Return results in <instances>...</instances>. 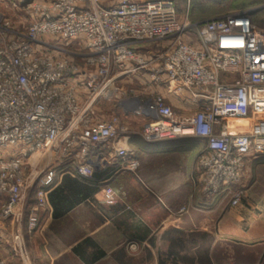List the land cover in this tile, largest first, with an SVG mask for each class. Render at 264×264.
Returning <instances> with one entry per match:
<instances>
[{
	"label": "built area",
	"instance_id": "obj_1",
	"mask_svg": "<svg viewBox=\"0 0 264 264\" xmlns=\"http://www.w3.org/2000/svg\"><path fill=\"white\" fill-rule=\"evenodd\" d=\"M10 8L30 18L26 30L15 28L0 12V195L6 202L0 216L20 220L35 154L57 158L32 184L36 205L27 230L39 226V211L56 182L58 169L72 166L82 178L94 175L96 160L120 137L129 135L123 120L112 117L96 123L90 106L79 102L74 78L80 67L61 56L62 46L82 40L89 51L86 64L94 70L87 87L100 97L121 73L146 70L154 83L166 84L173 94H187L195 111L178 117L161 95L138 100L131 112L149 121L140 135L149 142L180 137L206 141L197 157L202 193L213 200L222 193L238 205L232 189L243 182L246 159L264 155V27L254 21L255 9L239 11L201 24L189 13L179 14L173 0H47ZM196 41H189L191 34ZM47 38H50V42ZM155 44L149 57L135 46ZM255 119L251 130L231 133V120ZM124 149L116 160L123 171L135 173L139 161ZM96 160H95V159ZM122 189L106 186L101 204L114 206ZM183 209L179 212L183 213ZM22 248L20 236L16 237ZM0 264H9L0 257Z\"/></svg>",
	"mask_w": 264,
	"mask_h": 264
},
{
	"label": "crops",
	"instance_id": "obj_2",
	"mask_svg": "<svg viewBox=\"0 0 264 264\" xmlns=\"http://www.w3.org/2000/svg\"><path fill=\"white\" fill-rule=\"evenodd\" d=\"M26 1L6 0L22 8L26 7ZM3 14L12 21L6 12ZM19 17L16 25H21L24 31L30 18L21 9L13 16L15 20ZM134 48L144 57L159 49L155 44ZM63 52L61 56L80 67V75L74 78L80 104L90 106L93 114L100 112V97H93L87 87L94 70L86 64L89 51L85 43L80 39L71 41ZM120 78L139 81L146 94L150 91L148 94L163 96L179 118L195 111L188 103L187 94L175 95L166 84L154 83L149 71L125 74L116 68L111 76L112 85ZM120 118L129 135L114 142L102 158H94L95 173L108 171V180L104 183L100 179L85 181L74 169L59 168L54 186L46 193L47 205L39 211V226L29 233L27 222L36 205V188L32 186L36 176L33 177L29 183L30 197L17 208L20 220H5L0 216V257L12 264L13 248L12 258L17 257L20 264H264V155L247 157L243 182L232 188L245 189L246 196L242 204L231 206L230 195L222 193L208 200L201 192L197 157L206 145L205 140L180 137L147 143L140 135L149 121L147 117L130 110L126 117ZM95 119L94 116L96 123L109 120ZM254 120H231L229 131L245 133ZM118 149L129 151L139 161V181L134 173L123 171L121 167L118 170ZM40 161L39 153L29 163ZM60 165L57 158L49 157L47 166ZM106 184L117 189L122 187L125 194L119 205L101 204ZM142 184L151 185L157 193L153 195L149 190L151 194H147ZM58 188L64 191L60 200L54 201L53 193ZM5 202L6 197L0 195V213ZM182 206L188 207V212L175 216ZM105 234L111 239L104 243ZM17 236L21 238L22 248ZM123 239L132 241L139 249L137 253L130 252ZM86 240H90L88 245L84 244Z\"/></svg>",
	"mask_w": 264,
	"mask_h": 264
},
{
	"label": "rangeland",
	"instance_id": "obj_3",
	"mask_svg": "<svg viewBox=\"0 0 264 264\" xmlns=\"http://www.w3.org/2000/svg\"><path fill=\"white\" fill-rule=\"evenodd\" d=\"M262 1V0H261ZM175 2L178 4V10H180L181 13H188L189 9H191L190 12V22L191 24H201V23H205L208 22L210 20L213 19H217V18H221L224 17L225 15H228L232 12H239L243 11V10H247L250 7H248L250 4H252L253 2H251L250 0H175ZM0 12L1 13H7V16H9L12 21L10 20L11 24L14 27H18V29L20 31H23L22 26L21 25H16V21L18 23V21H20V17L18 19H14L13 16L16 15V9L13 10V8H10L9 3L6 2V0H2V2L0 3ZM261 5V4H260ZM262 6H264V3L262 4ZM260 7V6H257ZM50 42L51 39L47 38ZM189 41H196V37L193 34L190 35L189 37ZM63 48H65L66 46H62ZM143 77V76H142ZM144 80H146V78H142ZM141 83L135 80H132V82H128L125 79H118L115 83V85L110 86L106 91L103 92V94L100 96V98H98V102L100 103V105H102L100 107V112L95 111L96 114H94L95 116V120L97 121H102L103 119H110L112 117H126L127 116V112L130 110H132L131 108H133V106L138 105V100L140 101H146L154 96L157 95V93H152V94H148L150 91H148V95L145 93L144 89L141 88ZM130 114V113H128ZM236 122H242V121H236ZM135 123V122H133ZM251 130V127L247 130V132H249ZM42 157V161L40 162H36L33 164H30L29 167V175L33 176H37L39 173H41V171L47 167L48 164V160L49 157L46 156L44 158V155L41 154ZM48 159V160H47ZM38 173V174H37ZM37 174V175H36ZM139 170H137L134 173V178H137L139 181ZM36 178V177H35ZM141 179V177H140ZM31 182V181H30ZM144 189L146 190L147 194H153V192H155V194L157 193L154 189H152L151 185H144L142 184ZM112 186V185H111ZM106 187V186H105ZM114 187V186H112ZM35 188V187H34ZM115 188V187H114ZM117 189V188H115ZM122 189V187H119L117 190ZM201 192H202V187L200 188ZM152 191L151 193L149 192ZM32 190L31 188L27 189V191H25V197H24V201L27 202L28 198L30 197L29 194H31ZM235 194H240V201L238 203V205H233L231 200L232 198H229L230 200V205L231 206H239L240 204L243 203L244 201V197L245 195V189L244 190H234ZM154 195V194H153ZM152 197V196H151ZM231 197V196H230ZM122 201V198L120 200V203ZM119 203V204H120ZM117 204V205H119ZM184 210L182 215L188 212V207L186 206H182V208H180L178 211H176L174 214L177 217H180L182 215H180V211ZM102 238H104L102 241L105 243V241H109V235L105 234L104 236H102ZM111 239V238H110ZM124 244H126V246H128V249L130 252L132 253H137V251L139 250L132 241H130L129 239H123ZM132 249V250H131ZM13 248L11 249L12 252L10 257H11V261L12 264H20V261L17 259V257L12 258L13 253Z\"/></svg>",
	"mask_w": 264,
	"mask_h": 264
},
{
	"label": "trees",
	"instance_id": "obj_4",
	"mask_svg": "<svg viewBox=\"0 0 264 264\" xmlns=\"http://www.w3.org/2000/svg\"><path fill=\"white\" fill-rule=\"evenodd\" d=\"M175 2V0H173ZM251 2H253L252 4H250L248 7H250L249 9L247 10H251V9H255V7L257 6H262V4L264 3V0H250ZM187 2V0H186ZM176 4V7H177V10H178V4L175 2ZM261 4V5H260ZM179 11V14L181 16H184L186 15L187 13H181L180 10ZM240 11V10H239ZM245 11V10H243ZM190 12H191V9H189V21H190ZM232 13H236V12H232ZM231 14V13H230ZM253 17H254V21L259 24L261 27H264V9H259L257 11H255V13H253ZM191 23V22H190ZM71 168V169H74L72 166H68V165H65L63 167H61L60 169H63V168ZM118 170H121L120 167L118 168ZM80 178V177H79ZM82 178V177H81ZM109 178V173L108 171L106 170H103L101 172H94V175L91 176V177H88V178H82L83 180L85 181H88L89 179H100L101 183H104L105 181H107ZM107 183V182H106ZM81 185V184H80ZM76 186H79V185H76ZM106 186H109V184H106ZM111 186V185H110ZM64 191V189H61V188H58L54 193H53V196H54V201H59L60 200V197H61V193ZM71 207V205H70ZM90 243V240H86L84 242V244L88 245Z\"/></svg>",
	"mask_w": 264,
	"mask_h": 264
},
{
	"label": "water",
	"instance_id": "obj_5",
	"mask_svg": "<svg viewBox=\"0 0 264 264\" xmlns=\"http://www.w3.org/2000/svg\"><path fill=\"white\" fill-rule=\"evenodd\" d=\"M29 3H31V1H30V0L26 1L25 5H27V4H29Z\"/></svg>",
	"mask_w": 264,
	"mask_h": 264
}]
</instances>
